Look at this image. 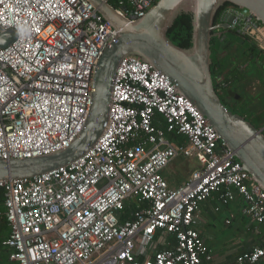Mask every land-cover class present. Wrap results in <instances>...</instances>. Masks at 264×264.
I'll return each mask as SVG.
<instances>
[{"label": "built area", "instance_id": "1", "mask_svg": "<svg viewBox=\"0 0 264 264\" xmlns=\"http://www.w3.org/2000/svg\"><path fill=\"white\" fill-rule=\"evenodd\" d=\"M102 1L127 24L158 2ZM215 22L264 54V25L247 9L221 7ZM8 30L15 38L0 47V159L61 150L84 128L98 59L119 30L89 0H0V34ZM179 158L196 164L171 187L164 170ZM0 191L9 227L1 244L15 264H201L212 257L198 210L213 194L220 203L239 196L242 213L264 226V190L194 102L134 55L116 68L95 144L65 166L0 180ZM167 236L173 244L157 249ZM259 260L264 245L235 264Z\"/></svg>", "mask_w": 264, "mask_h": 264}, {"label": "water", "instance_id": "2", "mask_svg": "<svg viewBox=\"0 0 264 264\" xmlns=\"http://www.w3.org/2000/svg\"><path fill=\"white\" fill-rule=\"evenodd\" d=\"M98 13L119 30L98 59L91 105L82 131L67 147L36 157L0 159V180L34 176L65 166L95 144L109 113L112 83L121 59L134 55L167 76L178 93L194 102L253 180L264 190V126L256 128L245 116L228 109L220 100L211 72L212 31L226 29L215 18L225 4L247 9L264 25V0H158L137 21L127 24L106 2L89 0ZM192 17L191 46L182 48L167 35L176 18ZM222 39L226 33H219ZM15 38L13 30L0 34V47Z\"/></svg>", "mask_w": 264, "mask_h": 264}, {"label": "crops", "instance_id": "3", "mask_svg": "<svg viewBox=\"0 0 264 264\" xmlns=\"http://www.w3.org/2000/svg\"><path fill=\"white\" fill-rule=\"evenodd\" d=\"M181 183L169 184L175 187ZM215 206H219L218 211L214 210ZM241 208L242 203L239 196L227 203H220L218 195L213 194L201 204L196 229L212 257L211 260H203L201 264H235L239 254L262 243L264 226L244 215ZM228 218L230 223L227 224L225 221ZM171 238L173 237H158L157 249L167 248L173 244L174 240L172 242ZM1 247L8 255V248L3 247L2 244ZM253 264H264V260Z\"/></svg>", "mask_w": 264, "mask_h": 264}, {"label": "trees", "instance_id": "4", "mask_svg": "<svg viewBox=\"0 0 264 264\" xmlns=\"http://www.w3.org/2000/svg\"><path fill=\"white\" fill-rule=\"evenodd\" d=\"M167 35L174 44L182 48L190 47L191 46V36H192V17L191 15L182 14L178 16L176 20L174 21L172 27L168 30ZM221 37L222 36H219L218 39L219 38L221 39ZM239 38L242 40V37H239ZM224 42H225L224 40L223 42H219V45L217 46V50L229 49L230 45L226 43L224 44ZM217 57H218L217 63L213 64V66L211 67V72H212L213 80H214V77H217V78L220 77L221 79L218 78V82L217 84L214 83V86H215V89L217 91V94L221 102L229 109L230 108L228 107L229 104L225 101L222 95H220V92L218 90V88L222 85V83L224 84L225 82H227L226 70L229 67V63L225 61L224 55H221L218 53ZM237 57H238V61L241 62L239 65L240 66L244 65L246 68H252L251 72H253L255 68V64L258 63L257 61L259 59H261L262 66L264 69V54L261 53L253 45L248 46V48L237 49ZM239 74L240 73L238 72L237 73L232 72V79L235 84V86L233 87V90L234 92H237L238 94L243 95L244 97V94L241 93V91L238 89L239 88L238 83L242 81L241 80L242 76H239ZM224 75L225 77L222 78V76ZM251 76H253V74H251ZM261 83H262L261 99L260 97L254 98L253 96L248 95V93H245L247 98H246V101H244L243 105H241V107L243 108V111H238L240 112V115L242 114L244 116L248 114L249 116H251V118L246 117V119L248 118L247 120L250 121L256 128H260L264 126V72H263ZM168 136L170 139L183 140V137H177L174 134L173 135L168 134ZM179 159H183V158H179ZM175 161H178V159ZM3 201H4V194L2 191H0V213H1L0 215V246H1L2 240L8 236V232H9V227L3 216V210H4ZM131 211H133V208L127 206L122 216L125 218H130L129 214L131 213ZM171 239L173 242L174 238H171ZM262 240L263 241L261 244H259V246L264 245V238ZM0 264H15L14 262L9 261L8 255L7 253H5V249L3 248L1 249V252H0Z\"/></svg>", "mask_w": 264, "mask_h": 264}, {"label": "flooded vegetation", "instance_id": "5", "mask_svg": "<svg viewBox=\"0 0 264 264\" xmlns=\"http://www.w3.org/2000/svg\"><path fill=\"white\" fill-rule=\"evenodd\" d=\"M230 4H225L224 6H222V8H225L227 6H229ZM216 25H218L216 22H215ZM226 33V37L222 39L218 37L219 36H222V35H219V33ZM212 37H211V40H210V48H211V58H212V63H211V67L213 66V64H216L217 63V60H218V53L221 54V55H226L225 52L228 51V49H219L218 52L216 51V47L219 45V42H223V40L225 41V43H227V38L231 37V36H237V37H240L238 35H236L235 32L231 31V30H227V29H224V28H218V29H214L212 31ZM226 39V40H225ZM242 42L245 43V45L248 47V46H251L253 45L249 39L247 38H244L242 37ZM254 46V45H253ZM229 47H232L231 45ZM234 48V47H233ZM230 49V48H229ZM258 63L255 64V68L252 71V68H246L244 65H239L241 62L238 61V57H237V52L235 51L234 52V56L232 58V61L229 62V67L228 69L226 70V75H227V82H225L224 84L222 83V85L218 88L219 92H220V95H225V101L229 104V105H232V106H235L237 111L234 110V109H231L233 112L235 113H239L238 111H243V109L240 108L241 105H243L244 101H246V98L247 96L245 95V93H248V95H251L253 96L254 98H257V97H260L261 99V96H262V77H263V72H264V69H263V66H262V61L261 59H259L257 61ZM250 71V72H249ZM232 72H238L240 73L239 76H242V81H240L238 83V86H239V90L241 91V93L244 94V97L243 95H240L238 94L237 92H234L233 90V87L235 86L234 84V81L232 79ZM251 74H253V76H251ZM225 77L222 76V78ZM220 78V77H218ZM218 78L217 77H214V83L217 84L218 82ZM251 78V79H249ZM255 81L257 83H259V88H257L253 94L252 92L246 87L247 84L249 82L251 83H255ZM240 105V106H238ZM242 115V114H241ZM245 118L248 117V118H251V116H249L248 114L244 115ZM247 118V119H248Z\"/></svg>", "mask_w": 264, "mask_h": 264}, {"label": "rangeland", "instance_id": "6", "mask_svg": "<svg viewBox=\"0 0 264 264\" xmlns=\"http://www.w3.org/2000/svg\"><path fill=\"white\" fill-rule=\"evenodd\" d=\"M226 44H229L232 46L231 48L229 47L230 49H228V51L225 52L226 55H224L225 61L228 63L232 61V58L234 56V52L235 51L237 52V49L248 48L245 45V43H243L242 40L237 36H231V37L227 38ZM215 49L218 52L217 47ZM249 79H251V78H249ZM246 87L253 94L255 91H257L256 89L259 88V83H257L256 81H255V83L249 82ZM222 97L225 99L226 96L222 95ZM238 106H240V105H238ZM228 107L233 108L234 110L237 111L235 106L229 105ZM240 108L243 109L241 106H240ZM195 164H196V162L193 159H178V161H174L164 170V176L166 175L165 177L169 183H172V184L173 183L178 184V182L181 183L184 179H187L189 177V175L192 172L193 166ZM231 234H233V233H231ZM1 249L2 248L0 246V252H1Z\"/></svg>", "mask_w": 264, "mask_h": 264}]
</instances>
